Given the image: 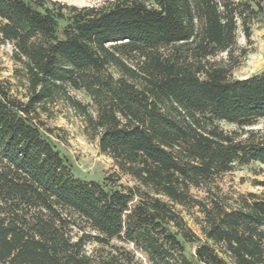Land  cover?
Instances as JSON below:
<instances>
[{
    "label": "trees",
    "instance_id": "trees-1",
    "mask_svg": "<svg viewBox=\"0 0 264 264\" xmlns=\"http://www.w3.org/2000/svg\"><path fill=\"white\" fill-rule=\"evenodd\" d=\"M256 25L264 0H0L22 90L0 81V264H142L114 240L152 264H264V198L229 206L213 191L264 165V74L232 75L249 53L239 32L250 42ZM61 103L120 174L74 175L43 119Z\"/></svg>",
    "mask_w": 264,
    "mask_h": 264
},
{
    "label": "rangeland",
    "instance_id": "rangeland-1",
    "mask_svg": "<svg viewBox=\"0 0 264 264\" xmlns=\"http://www.w3.org/2000/svg\"><path fill=\"white\" fill-rule=\"evenodd\" d=\"M78 7L100 6L107 0H51ZM239 47L247 48L249 53L243 58L239 66L233 71L234 78L244 79L256 74H264V25H256L253 30L251 41L249 42L239 32ZM13 46L10 43L0 41V81L10 83L14 93L21 90L14 77L15 63L12 58ZM227 59V55L221 54L219 59ZM76 97L85 104H91V99L84 92H75ZM43 119L47 126L53 130L51 140L58 151L64 156L69 166L72 168L77 178L103 182L108 176L120 174V170L114 161L100 152L98 140L91 138L85 130V123L76 111L67 104H59L52 109L50 115H44ZM228 131H235V125L222 123ZM255 130L264 131V120L253 127ZM121 183L124 185H134V181L129 176H121ZM218 191L214 193L223 199L229 206H235L241 195L255 193L260 198H264V165L252 163L248 166L237 167L234 171L221 176L217 181ZM200 198L206 197V190L193 191ZM192 214L184 213L189 227L200 237L202 232L194 217H202L198 209H193ZM79 230L75 229V236ZM112 244L123 247L132 252L142 264H152L147 255L138 249L134 244L124 241L114 240ZM195 245H188L189 253L195 252ZM100 246L89 243L86 250L93 253ZM109 249V248H107Z\"/></svg>",
    "mask_w": 264,
    "mask_h": 264
}]
</instances>
